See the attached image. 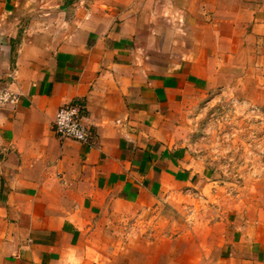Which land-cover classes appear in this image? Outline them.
Masks as SVG:
<instances>
[{
    "label": "crops",
    "instance_id": "obj_1",
    "mask_svg": "<svg viewBox=\"0 0 264 264\" xmlns=\"http://www.w3.org/2000/svg\"><path fill=\"white\" fill-rule=\"evenodd\" d=\"M263 52L264 0H0V264H264V220L204 218L180 145L190 94ZM66 104L89 145L53 133Z\"/></svg>",
    "mask_w": 264,
    "mask_h": 264
},
{
    "label": "rangeland",
    "instance_id": "obj_2",
    "mask_svg": "<svg viewBox=\"0 0 264 264\" xmlns=\"http://www.w3.org/2000/svg\"><path fill=\"white\" fill-rule=\"evenodd\" d=\"M259 55L257 67L224 69L215 85L190 94L185 105L180 145L202 176L193 187L212 190V196L204 197L206 202L200 200L210 205L204 218L227 212L230 222L258 216L264 220V52ZM246 59V55L241 58L243 64ZM160 203L162 211L171 209L168 203ZM177 215L154 212L143 217L142 229L147 227L149 241L161 238V228ZM134 227L140 234L139 224ZM133 246L139 248L138 239L133 238ZM159 248L162 252L167 247Z\"/></svg>",
    "mask_w": 264,
    "mask_h": 264
},
{
    "label": "built area",
    "instance_id": "obj_3",
    "mask_svg": "<svg viewBox=\"0 0 264 264\" xmlns=\"http://www.w3.org/2000/svg\"><path fill=\"white\" fill-rule=\"evenodd\" d=\"M52 131L61 142L72 141L85 145H89L94 136L93 127L75 104L63 105L56 111Z\"/></svg>",
    "mask_w": 264,
    "mask_h": 264
}]
</instances>
